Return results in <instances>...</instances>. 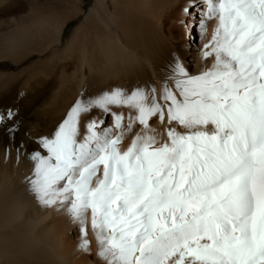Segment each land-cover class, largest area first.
I'll return each instance as SVG.
<instances>
[{
	"label": "snow or ice",
	"instance_id": "obj_1",
	"mask_svg": "<svg viewBox=\"0 0 264 264\" xmlns=\"http://www.w3.org/2000/svg\"><path fill=\"white\" fill-rule=\"evenodd\" d=\"M193 8L201 38L217 20L203 49L210 67L192 73L174 56L162 90L80 99L28 157V192L79 226L89 255L90 214L101 264H264V0H193L185 14ZM93 109L118 134L93 121L81 135ZM26 152L21 140L18 157Z\"/></svg>",
	"mask_w": 264,
	"mask_h": 264
},
{
	"label": "bare ground",
	"instance_id": "obj_2",
	"mask_svg": "<svg viewBox=\"0 0 264 264\" xmlns=\"http://www.w3.org/2000/svg\"><path fill=\"white\" fill-rule=\"evenodd\" d=\"M87 2L63 0L59 13L33 7L20 14L12 7L0 19V66L8 67L0 70V114L14 113L0 125V264H101L90 214L91 255L80 249L79 226L65 213L41 207L28 192L32 149L41 137L51 136L80 99L149 85L162 90L174 56L192 73L214 62L203 59V49L217 20L208 22L201 38L193 27L200 23L198 9L184 12L193 0H92L85 10ZM6 4L0 1V6ZM79 15L81 21L64 39L67 26ZM112 111L130 114L127 108L113 106ZM93 121L118 134L113 117L93 109L81 116V135ZM150 124L157 134L166 131L156 118ZM10 127L18 129L14 140ZM132 139L126 133L122 150ZM21 140L27 152L18 157Z\"/></svg>",
	"mask_w": 264,
	"mask_h": 264
},
{
	"label": "rangeland",
	"instance_id": "obj_3",
	"mask_svg": "<svg viewBox=\"0 0 264 264\" xmlns=\"http://www.w3.org/2000/svg\"><path fill=\"white\" fill-rule=\"evenodd\" d=\"M1 1V0H0ZM8 4L5 6H0V19L4 17V12L9 10L13 7V9L20 10V14H26L29 12L30 8L36 7L44 12L53 9L54 11L62 12L63 11V0H6ZM87 6L84 8L85 10L88 9L89 5L91 4L92 0H88ZM82 19V15H79L77 18H75L69 25L67 26L64 34V39L71 34L73 27L79 23ZM198 20V19H197ZM185 27H188V21L185 22ZM183 29L178 28L176 30L177 33H182ZM187 32V29H185V33ZM198 32V29L196 28L195 33ZM3 68V70H7V66L1 67L0 70ZM15 71V70H13Z\"/></svg>",
	"mask_w": 264,
	"mask_h": 264
}]
</instances>
